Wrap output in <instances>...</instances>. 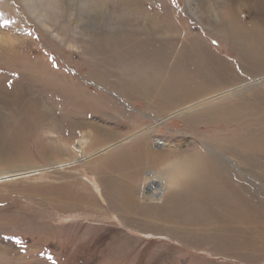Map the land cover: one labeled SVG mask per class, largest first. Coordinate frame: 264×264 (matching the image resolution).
Masks as SVG:
<instances>
[{
    "label": "rangeland",
    "instance_id": "1",
    "mask_svg": "<svg viewBox=\"0 0 264 264\" xmlns=\"http://www.w3.org/2000/svg\"><path fill=\"white\" fill-rule=\"evenodd\" d=\"M240 2L195 0V18L188 0H55L46 28L23 0H0L10 22L0 36L12 37L0 38V264H264V80L159 122L264 76V0ZM228 4L242 27L235 37L261 45L227 37ZM154 24L174 33L152 34ZM178 72L190 93L172 92ZM138 79L148 94L135 91ZM91 124L110 133L83 143ZM173 154L190 157L203 185H219L200 194L192 177L175 191L179 211L205 215L194 210L187 231L153 223L177 210L142 191L145 172Z\"/></svg>",
    "mask_w": 264,
    "mask_h": 264
},
{
    "label": "bare ground",
    "instance_id": "2",
    "mask_svg": "<svg viewBox=\"0 0 264 264\" xmlns=\"http://www.w3.org/2000/svg\"><path fill=\"white\" fill-rule=\"evenodd\" d=\"M24 2H25V8L27 9V11L30 13V15H31V17L35 20V22L40 26V27H46L47 25V23H52V18H51V16H52V14H51V5H50V3L51 4H53V2H55V0H23ZM72 1V0H71ZM89 1V0H88ZM194 1L195 0H188V4H189V12L192 14V15H194L195 16V18H196V16L198 17V15H196V13L194 12V7L192 6L193 4H194ZM229 1V0H228ZM238 2L239 3V5H242V4H240L241 2V0H233V2ZM252 1H257V3H258V0H252ZM262 1V0H261ZM47 2H49V3H47ZM93 2V1H92ZM260 3V2H259ZM46 4V5H45ZM91 4V3H90ZM45 5V6H44ZM230 7H228L229 8V10H227V12H229V14H228V16H229V18H230V20L232 21L231 23H230V26H229V28H228V30H227V32H226V35H227V37L230 39V37H229V35H231V33H232V39H234V38H236L237 39V41L236 42H242V41H244V42H247V43H251V44H259V45H263L264 46V42L263 43H261L260 44V37H259V39L257 38V40H255L253 37H250V35H245V36H242V34H240L238 37H235V35H238L239 33L238 32H236V31H238L239 29H242V27L241 26H239V25H237V21H236V17H235V14H234V11H231V5L230 4H228ZM203 6H204V8H203ZM207 5V3H205V4H203L202 3V9H204V12L206 13L205 14V16H203V17H208V16H210L209 14L212 12V10L210 9V7ZM243 6V5H242ZM89 7V6H88ZM193 7V8H192ZM226 7V8H227ZM87 8V7H86ZM88 9V8H87ZM92 9V8H91ZM232 9H233V7H232ZM219 10V9H218ZM93 11V10H92ZM95 11V10H94ZM262 12V11H261ZM260 12V13H261ZM90 13V12H89ZM91 14V13H90ZM263 14V13H262ZM87 15V14H86ZM204 15V14H203ZM87 17H89V15L87 16ZM212 18V17H211ZM84 19V18H83ZM200 22H202V23H204V21H203V19H201V18H199L198 19ZM213 22H214V20H213ZM241 22V21H240ZM264 22V21H263ZM153 23V22H152ZM154 23H156V22H154ZM206 24V23H205ZM168 25V24H167ZM258 25H260V23L258 24ZM262 25V24H261ZM164 27H166V28H161V26H160V28L156 25V24H154V25H150V26H148V28H146L150 33H152L153 34V32H161V33H166V32H168L169 33V31L171 32V30H172V32L174 33V29H175V27L174 26H164ZM238 27H239V29H238ZM262 27V26H261ZM260 27V28H261ZM47 28V27H46ZM260 28H258V27H255V33H256V31H258ZM263 28V27H262ZM143 31H146V29H144V27H142L141 28ZM142 31V32H143ZM166 31V32H165ZM140 32V31H139ZM178 32V31H177ZM230 32V33H229ZM253 32V31H252ZM253 32V33H254ZM233 33H234V35H233ZM177 34V33H176ZM181 34H182V32H181ZM175 35V34H174ZM183 35V34H182ZM165 36V35H164ZM171 36H173V35H171ZM179 37H181V36H179ZM257 37V36H256ZM0 38L3 40V41H11V39H12V37H9V36H7V35H2L1 34V36H0ZM178 38V37H177ZM253 38V39H252ZM262 40V39H261ZM232 42V41H231ZM262 42V41H261ZM161 44H163L162 46H161V48L163 49L164 47H169L170 45L169 44H172L171 42H169V41H167V42H161ZM188 44V43H187ZM262 46V47H263ZM161 51H163V50H161ZM165 52V51H164ZM158 53V52H157ZM160 53V52H159ZM159 55V54H158ZM163 55V54H162ZM210 56V55H209ZM208 56V58H209V60L210 59H212L211 57H209ZM213 57V56H212ZM158 59V58H157ZM212 64V66H215V67H213L214 68V70H215V72H218L217 74H220V76L222 77V78H224V79H227L228 77H227V75H225V73H221V71H224V65H217L215 62L214 63H211ZM226 64V63H225ZM202 65H203V63L200 65V68H204V67H202ZM241 65V68H243V65L242 64H240ZM227 66V65H226ZM222 68H223V70H222ZM245 71V70H244ZM214 72V71H213ZM246 73H248V74H250V73H252V71H250V70H248L247 69V71H245ZM176 75H177V77L178 78H176V79H179V76H181L182 77V79H183V81L181 82V81H178V82H176V83H174V89H173V91L172 92H183V93H186V94H188V93H190L191 91L190 90H192V84H191V82L190 81H192V80H190V79H187L186 77H185V74H182V73H180V72H178V73H176ZM141 76V75H140ZM145 78V77H144ZM220 80H222L221 78L219 79V81ZM262 80H264V76H260V77H258L256 80H254V81H252V82H249V81H247V82H242V83H240V84H236V85H233V86H229V87H227L226 89H224V90H220V91H218V92H215V94H212V95H209V96H206L203 100H200L199 102H195V103H191V104H188V105H184V106H182L180 109H178V110H174V111H171L170 113H169V115L168 116H166L165 118H162V119H160V121L159 122H163L164 120H167L168 118H170V117H173V116H176V115H178L179 113H183L184 111H186V110H195L194 108H197L200 104H202V103H205V102H208V101H210V99H213V98H215V97H217V96H221V95H224V94H227V93H231V94H233L234 93V91L235 92H237V91H245V90H241L242 88H244L247 84H250V83H260ZM134 81H136V80H134ZM138 81V85H135V91H139L140 93H146V94H148L147 92H148V90L150 89V85H149V83L148 82H146V81H143V80H141V79H138L137 80ZM137 83V82H136ZM131 84V83H130ZM161 88V87H160ZM246 88V87H245ZM249 88V87H248ZM175 90V91H174ZM247 90V89H246ZM167 92V91H166ZM155 93H157L156 91H155ZM243 93V92H242ZM158 94V93H157ZM166 94V93H165ZM238 94V93H237ZM168 98V97H167ZM164 99V98H163ZM91 126V128H92V131L91 132H89L88 134H85V135H83V136H81L82 137V141H84L83 143H88L89 142V136L90 135H92L91 137H93V136H95V141H98V139H99V137H103L104 135H106V134H108V133H110L109 131H104V130H102L101 128H99L98 126H96L95 124H91L90 125ZM139 131H141V129L140 130H138L135 134H132V135H130V136H127L126 138H124V140H130V139H139L138 137H139V135H140V133H139ZM92 133V134H91ZM113 140V139H112ZM154 142H155V144H157V145H159V142H156L155 140H154ZM114 144V143H113ZM46 146V145H45ZM57 146V148H59L60 150L62 149V145H60V144H58V145H56ZM59 146V147H58ZM107 147L108 146H106L105 148H103L102 149V151H106L107 150ZM65 149H67V148H65ZM109 149V148H108ZM43 151H42V153H43V156L44 157H47V159H50V157H51V155L52 154H50L51 152H50V150H52L50 147H44L43 149H42ZM64 150V149H63ZM61 152H63V151H60L59 153H61ZM58 153V152H57ZM117 155L118 154H114L112 157L114 158V159H116L115 157H117ZM143 156V155H142ZM84 158V157H83ZM223 159H225V158H223ZM76 160H78V159H76ZM76 160H74V161H76ZM79 160H82V159H79ZM228 160V159H227ZM52 161V160H51ZM230 162V161H229ZM118 164H116V166H117ZM114 164H113V166L111 165L110 167L112 168V167H116ZM119 169V168H118ZM25 170H27V169H25ZM9 172V171H8ZM22 172V171H21ZM147 173V176H148V184L146 185V188L144 189V190H142L143 191V195H145L144 197L146 198V201H148V202H154V203H158V202H160V201H162V199L164 198V197H166V200H169L168 202L170 203V205H175V206H171V207H174V209L175 210H177L176 212L174 211L173 212V214H166V215H163L162 217H160L159 216V220L158 221H156V220H153V223H160V221H162V223H161V228L162 229H170L171 231H173L174 232V230H180V231H184V230H190V229H186V226H187V224H185V223H187V219H194L195 217L194 216H196V215H198L197 213H201V215H203V212L201 211V210H198V209H190V210H187L186 212L185 211H183V213L181 212V211H179V209H180V207H178L179 205V203L177 204L176 203V199H178L177 197H176V192L175 191H170V192H165L163 189H162V183H161V180H162V178H160V177H158L157 176V174H156V172H153V171H146L145 172V174ZM203 176H205V174L203 175ZM194 178V177H193ZM194 184L196 185V186H198L199 188H200V190L201 191H203V192H205L206 193V190H207V188H208V190L210 189V188H214V185H212V183H209V184H211V186H209L208 184H206V185H203L202 183H201V181L199 180V179H192V185L194 186ZM218 184V183H217ZM216 184V185H217ZM127 187V186H126ZM128 188H130V187H128ZM217 188H218V186H217ZM215 189V188H214ZM201 194V193H200ZM131 195V194H130ZM142 195V194H141ZM123 197L125 198V195H123ZM127 197H129V196H127ZM123 198V199H124ZM130 198V197H129ZM93 199V198H92ZM128 200V199H127ZM129 202V201H128ZM176 203V204H175ZM124 204V203H123ZM165 204V203H164ZM182 205V204H181ZM180 205V206H181ZM143 206V205H142ZM128 207H129V205H128ZM127 207V208H128ZM135 207V206H134ZM182 207V206H181ZM176 208H178V209H176ZM182 209H184V208H182ZM187 209V208H186ZM181 210V209H180ZM194 210L197 212V213H195L194 212ZM181 212V213H180ZM135 213V212H134ZM176 213H178V217L179 218H174V216H175V214ZM185 213H188L187 215H185ZM136 214V213H135ZM196 214V215H195ZM183 215H185V217L183 216ZM203 216H205V215H203ZM174 219V220H173ZM182 222L183 224L182 225H178V222ZM202 225V224H201ZM158 227H160V226H158ZM165 227V228H164ZM157 228V227H156ZM161 230V229H160ZM182 233V232H181ZM180 233V234H181ZM179 234V233H178ZM184 234V233H183Z\"/></svg>",
    "mask_w": 264,
    "mask_h": 264
},
{
    "label": "clouds",
    "instance_id": "3",
    "mask_svg": "<svg viewBox=\"0 0 264 264\" xmlns=\"http://www.w3.org/2000/svg\"><path fill=\"white\" fill-rule=\"evenodd\" d=\"M156 172L162 178V189L165 192L180 190L183 183L193 177L191 159L184 155L173 154L165 157L160 161Z\"/></svg>",
    "mask_w": 264,
    "mask_h": 264
},
{
    "label": "crops",
    "instance_id": "4",
    "mask_svg": "<svg viewBox=\"0 0 264 264\" xmlns=\"http://www.w3.org/2000/svg\"><path fill=\"white\" fill-rule=\"evenodd\" d=\"M221 159H223V158H221ZM224 160H226V159H224ZM229 161H230V160L228 159L227 162H229ZM229 163H231V162H229ZM231 164H232V163H231ZM233 165L237 167V165H235V164H233ZM237 168H238V167H237ZM238 169H239V168H238ZM229 173L233 174L230 170H229ZM220 175H222V174H220ZM232 176H233V178H236V181H235L236 183H239V182H240V180H239L240 177H238V176H234V175H232ZM215 181H218V180L216 179ZM215 181H214V182L211 181V182H209V183H212V185H214L215 188H216V187H217V185H216L217 182H215ZM239 184H240V183H239ZM218 186H219V185H218ZM194 187H195L194 190H195L196 192L200 193V191H201L200 188H199L198 186H196L195 184H194ZM255 187H256V185H255ZM210 189H211V188H210ZM210 189H209V191H210ZM215 190H216V189H215ZM217 191H218V190H217ZM201 192H203V191H201ZM177 198H178V197H177ZM178 199H179V198H178ZM178 199H176V200H178ZM181 199H182V197H181ZM183 199H184V198H183ZM182 201H183V200H182ZM177 204H178V203H177ZM178 205H179V207H180L181 204H178ZM181 206H182V205H181ZM180 209H182V207H181ZM184 209H185V208H184ZM191 209H197V208L192 206ZM182 210H183V209H182ZM164 215H165V214H164ZM173 220H174V219H173ZM168 230H169L170 232H173V231H171L170 229H168Z\"/></svg>",
    "mask_w": 264,
    "mask_h": 264
},
{
    "label": "snow or ice",
    "instance_id": "5",
    "mask_svg": "<svg viewBox=\"0 0 264 264\" xmlns=\"http://www.w3.org/2000/svg\"><path fill=\"white\" fill-rule=\"evenodd\" d=\"M9 23L10 22L8 20L0 21V28H7L9 26ZM28 35H31V33H28ZM53 67H56L55 63H53ZM49 259H51V257H49Z\"/></svg>",
    "mask_w": 264,
    "mask_h": 264
},
{
    "label": "built area",
    "instance_id": "6",
    "mask_svg": "<svg viewBox=\"0 0 264 264\" xmlns=\"http://www.w3.org/2000/svg\"><path fill=\"white\" fill-rule=\"evenodd\" d=\"M159 144H162V143L159 142Z\"/></svg>",
    "mask_w": 264,
    "mask_h": 264
}]
</instances>
